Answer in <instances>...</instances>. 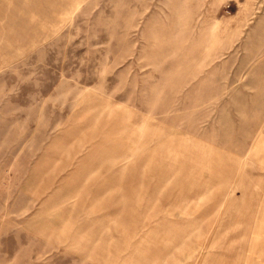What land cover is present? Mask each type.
Masks as SVG:
<instances>
[{
  "label": "rangeland",
  "instance_id": "rangeland-1",
  "mask_svg": "<svg viewBox=\"0 0 264 264\" xmlns=\"http://www.w3.org/2000/svg\"><path fill=\"white\" fill-rule=\"evenodd\" d=\"M0 264H264V0H0Z\"/></svg>",
  "mask_w": 264,
  "mask_h": 264
}]
</instances>
